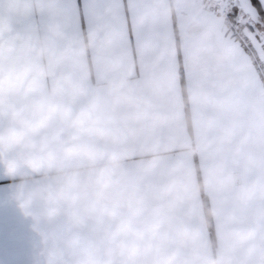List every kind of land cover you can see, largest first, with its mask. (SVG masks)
<instances>
[{"label": "crops", "instance_id": "obj_1", "mask_svg": "<svg viewBox=\"0 0 264 264\" xmlns=\"http://www.w3.org/2000/svg\"><path fill=\"white\" fill-rule=\"evenodd\" d=\"M0 264H264V99L206 0H0Z\"/></svg>", "mask_w": 264, "mask_h": 264}, {"label": "snow or ice", "instance_id": "obj_2", "mask_svg": "<svg viewBox=\"0 0 264 264\" xmlns=\"http://www.w3.org/2000/svg\"><path fill=\"white\" fill-rule=\"evenodd\" d=\"M216 11L232 25L233 35L243 34L247 47L241 45V50L245 56H249L248 49L257 53L260 69H264V0H220L213 15ZM253 71H259L255 65Z\"/></svg>", "mask_w": 264, "mask_h": 264}, {"label": "built area", "instance_id": "obj_3", "mask_svg": "<svg viewBox=\"0 0 264 264\" xmlns=\"http://www.w3.org/2000/svg\"><path fill=\"white\" fill-rule=\"evenodd\" d=\"M206 3H207L208 8L214 12L216 10V6L220 3V0H206ZM216 13L221 14L218 11H216ZM221 15L223 16V14ZM256 69L259 70L258 76H259L260 85H261V95L264 99V70L260 69V67L258 66L256 67Z\"/></svg>", "mask_w": 264, "mask_h": 264}, {"label": "rangeland", "instance_id": "obj_4", "mask_svg": "<svg viewBox=\"0 0 264 264\" xmlns=\"http://www.w3.org/2000/svg\"><path fill=\"white\" fill-rule=\"evenodd\" d=\"M232 34H233V31H232ZM234 36L241 43V45H244L245 47H247V42L244 40L242 33H237ZM248 53H249V57H250L249 59L252 63V66L255 65V67L257 66L260 67V62L257 58V53L253 52L251 49H248Z\"/></svg>", "mask_w": 264, "mask_h": 264}, {"label": "trees", "instance_id": "obj_5", "mask_svg": "<svg viewBox=\"0 0 264 264\" xmlns=\"http://www.w3.org/2000/svg\"><path fill=\"white\" fill-rule=\"evenodd\" d=\"M229 23V22H228ZM230 24V23H229ZM231 25V24H230ZM231 27H232V25H231Z\"/></svg>", "mask_w": 264, "mask_h": 264}]
</instances>
